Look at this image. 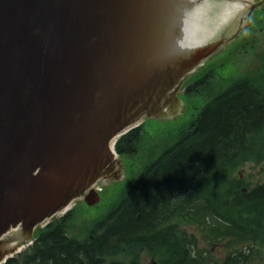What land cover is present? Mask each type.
<instances>
[{"label":"water","instance_id":"1","mask_svg":"<svg viewBox=\"0 0 264 264\" xmlns=\"http://www.w3.org/2000/svg\"><path fill=\"white\" fill-rule=\"evenodd\" d=\"M207 3L194 26L200 0H0V262L105 167L123 174L117 138L183 114L190 73L264 0Z\"/></svg>","mask_w":264,"mask_h":264},{"label":"trees","instance_id":"2","mask_svg":"<svg viewBox=\"0 0 264 264\" xmlns=\"http://www.w3.org/2000/svg\"><path fill=\"white\" fill-rule=\"evenodd\" d=\"M249 85L255 86V83L236 81L218 92L216 100L191 123L189 131H184L144 171L140 188L136 191L132 187L117 207L94 225L88 236L79 239L67 235L66 218L61 217L38 228L29 248L20 257H12L4 264H93L97 252L116 253L127 246L128 253L132 254L138 252L139 248L132 247L135 243L138 245V241H154L144 239L138 227L153 219L150 216L159 209L164 197L171 198L182 188L193 190L201 175L213 172L215 166L235 167L246 159L261 161L264 157V95ZM138 130L136 128L118 140V152L133 153L140 135ZM187 195L185 189L181 191V196ZM190 201L197 202V199ZM140 202L143 204L141 209ZM148 209H152L150 216L146 213ZM138 213H141L139 217ZM205 225L211 233L210 241L216 226L207 221ZM249 235L243 234L238 240H246ZM173 236L174 239L169 241L175 246L182 245L177 243L182 232L175 229ZM187 244L192 246L193 242ZM191 253V250L187 253L191 264H208L206 257L197 259ZM120 260L142 264L137 253L128 261Z\"/></svg>","mask_w":264,"mask_h":264},{"label":"rangeland","instance_id":"3","mask_svg":"<svg viewBox=\"0 0 264 264\" xmlns=\"http://www.w3.org/2000/svg\"><path fill=\"white\" fill-rule=\"evenodd\" d=\"M256 15H262L263 20L262 22L252 25L253 30L257 34V42L255 46H251L253 48L252 51L251 48L249 49L251 52L245 51V46L248 44L247 39L240 43L242 58L240 60L238 73L234 72L237 69L233 63L234 52H231L233 45L230 47V44L234 43L237 37L242 39L243 35L248 33L249 28H245L224 47L225 50L227 49L226 52L221 53L222 51L220 50L212 56L213 58L215 55L221 53L215 56L206 68V71L210 70L212 86L218 91L229 86L237 77L239 78L246 75L258 80L259 82L257 83L264 85V4L257 9ZM242 43H245V45L242 46ZM202 90L203 89L199 87L197 92L185 90L180 94V98L186 104V111L180 114L174 121H144L140 132L141 135L137 143V151L133 153L124 152L120 156L123 158V165L126 166L122 179L118 183H113L110 188L103 187L99 192L100 200L97 203L89 204L86 199L83 198L84 200L72 207L71 215L66 218L67 235L79 239L88 236L94 225L116 208V205L122 198V192L126 191L130 182L136 178V175L140 173L141 169L156 159L172 141L174 142L180 131L190 123L194 116L206 104L207 94L201 93ZM260 159L261 161L246 159L240 165L235 167L226 166L223 170L232 173L242 171V173L249 179H252L254 183H263L264 157ZM218 189L222 190L223 196L226 195L225 184L221 185ZM193 192L197 193V190L195 189ZM251 194H253V192ZM252 214L253 213L248 215V212L242 211L239 221L245 224L254 223L260 232L264 234L262 225L264 213ZM176 217L184 219L182 215H177ZM227 225L229 227L231 226L230 223ZM170 228L173 230L184 228L187 231L186 236L188 235L189 238L183 239V241L186 243L193 242L194 245L191 246L192 248H195L196 243H198V240L194 241V237L201 238L204 241L202 242L204 245L210 242L207 239L206 232L200 231L194 226L193 222H189L188 225L175 223L170 225ZM227 242H229V240H227ZM132 247L136 249L139 248L138 252L135 253H137L142 264H149L153 257L159 264H163L164 256L168 249L172 248L169 243L157 241H147L146 243L138 245L135 243ZM233 249L234 245L232 243L221 249L215 246L212 249L211 256L212 258H218L226 252H232ZM257 252L258 255L256 258L259 259L258 264H264V261H262L264 257V247H259ZM135 253L129 254L127 246H124L115 253V256L119 259L128 260ZM156 260L155 263H157Z\"/></svg>","mask_w":264,"mask_h":264},{"label":"flooded vegetation","instance_id":"4","mask_svg":"<svg viewBox=\"0 0 264 264\" xmlns=\"http://www.w3.org/2000/svg\"><path fill=\"white\" fill-rule=\"evenodd\" d=\"M255 11L250 13L248 11L245 19L244 26L249 28L247 34L243 35L240 39V43L247 39L248 42H251L252 45H255L257 42V34L253 30L252 25L256 24L255 18L261 20L262 16L256 17L254 14ZM245 16H241L240 21ZM232 24V22L230 23ZM232 29L231 26L228 27V30ZM229 33V31H228ZM233 33L230 34L227 38L225 34L220 36L219 39H225L224 42L228 40L231 41L233 38ZM224 46L220 49H224ZM245 43H242L244 46ZM218 50V51H220ZM215 53L209 54L208 59L212 57ZM207 57V56H206ZM205 59V58H204ZM203 59V61H204ZM205 63L199 64V66H204ZM198 66V67H199ZM199 69V71L203 68ZM189 75V77H193ZM209 80V75L203 74L199 77L198 81H203L207 83ZM123 165V163L121 162ZM225 167L215 166V170L210 172L208 175L205 173L201 175L200 179L196 183V187L189 191V188H182L188 192L187 196H181V191H176L175 194L171 197H164L162 204L159 206L156 212L150 216V211H146L147 216H150L151 220L145 221L140 227H138V232L144 239L152 240H161L164 235L167 236L169 240H173L174 230L170 228V225L175 223H183L188 225L189 222H193L200 231H205L207 234V239L210 236L208 231V226L205 225L206 221L213 223L216 226V233L213 236V239L205 245L201 238L194 237V241L198 240V243L195 245V250L200 255V258L206 257L208 264H258L259 259H257V249L259 247H264V234L260 232L257 226L254 223L245 224L239 221V217L242 211L248 212V215L253 213H264V182L263 183H254L252 179H249L241 172H227L224 171ZM109 168H105L104 171H108ZM123 166L121 168H115L112 172H109L105 175V178L116 179L122 177ZM144 171L138 173L136 178L130 182V187H134L137 191L141 182L144 180L145 176H142ZM233 175V176H232ZM232 176V177H230ZM104 177V176H103ZM225 184L226 195L223 196L221 185ZM244 184V185H243ZM197 190V193L193 192ZM253 192V194H251ZM197 199V202H191L190 199ZM143 204L139 203V209H141ZM193 210V212H191ZM141 213H138V217ZM177 215H182L184 219H179ZM231 224L227 228V224ZM235 224V226L232 225ZM251 225V227H250ZM262 225L264 229V219L262 220ZM202 226L203 229L201 228ZM229 230V231H228ZM22 233V231H18ZM182 236L178 240L188 239L189 236H186V230L181 228ZM203 234V233H202ZM243 234H250L248 239L239 241L238 237ZM186 236V237H185ZM229 240V242H227ZM184 242V241H183ZM230 243L234 245L232 252H226L221 257L212 258V249L217 246L220 249L227 247ZM194 245V243H193ZM240 256V259H236L237 256ZM155 258L153 257L149 264H159L158 261L155 263ZM264 261V257L262 259Z\"/></svg>","mask_w":264,"mask_h":264},{"label":"bare ground","instance_id":"5","mask_svg":"<svg viewBox=\"0 0 264 264\" xmlns=\"http://www.w3.org/2000/svg\"><path fill=\"white\" fill-rule=\"evenodd\" d=\"M257 16L260 17L262 15H256V17ZM254 20H255L256 24L263 21L262 19L259 20L257 18H255ZM232 45H233V48L231 49V52H234V60H233V63L236 66V69H237L234 72L238 73L239 72L238 69L240 67V62H241L240 60L242 58L239 37H237L235 39L234 43H231L230 44V47ZM251 46L253 47L255 45H252L251 42H248V44H246V46H245V51L251 52L253 50V48ZM250 48H251V51L249 50ZM226 50L225 49L222 50L221 53L226 52ZM221 53H219V54H221ZM219 54H217V55H219ZM217 55H215V56H217ZM215 56L213 58L210 57L209 59H206L203 62V63H205L204 66H202V67L199 66L196 70H194L193 72L190 73V75H193L194 74V76L190 78L193 83L190 84L185 90H187V91H196L197 92V90L199 89V87H201V89H203L201 93H206L207 94V102L202 107V109L194 116V118L190 121V123L180 131V133L176 137L175 141L179 137H181L185 132L189 131L190 127H192V126H190L191 123L193 121H195V119L198 117V115H200V113H202L206 109L207 105L211 104L214 100H216V94L218 92H220V91L228 88L232 84L231 83L229 86H227L226 88H223V89H221L219 91L212 86V80L210 79V70H207L206 71V68L210 64V62L215 58ZM200 67L203 68V69H201L199 71ZM203 74L209 75V80H208L207 83H204L203 81H198L199 77H201V75H203ZM241 80H243V81L250 80V81L254 82L255 83V86H253V85L252 86L249 85V86L250 87L257 88L258 91L264 95V85L257 83V82H259L258 80H255L254 78L246 75V76H241L239 78L237 77L234 82L241 81ZM143 123H144V121H142L139 125H135L134 127H132V129L130 131H132V130H134L136 128H139L138 132L140 133L141 130H142ZM130 131H128L125 134L121 135L116 140V143H115V152H116V155L119 156V157L121 156L122 153H120V152L117 151V148H116L117 142H118V140L121 137H123L124 135H126ZM140 135H139V137H140ZM139 137L135 141V143H136V149L134 151H132V152L137 151V143L139 141ZM174 142L172 141L171 144L174 143ZM232 225L235 226L234 223H232ZM34 236L36 237L35 230H34ZM35 237L32 238L30 241L25 242L24 244H22L20 247H18L17 249H15L11 254H9L10 253V251H9L6 254V258L3 259V260H1L0 264L6 263L12 257H20L21 254H23V252L25 250H27L29 248V246L34 242ZM160 242H166V243H169L170 246H172V248H169L168 251H167V253H166V255L164 256V258H163V264H191L190 261H189V254H187L189 252V250H191V252H192L191 254H192V256L194 258L200 259V255L195 250V248H192L191 246H189L186 242H183L182 240H177L178 245H180L181 243H182V245L175 246V243H173V241H169V239L167 238V236L164 235L162 237V239H161ZM138 244H142V243L138 241ZM95 258H96V260L93 262V264H140V263H136V262H131V263L124 262V261L120 260L119 258H117L115 256V253L110 252V251H107V250H103V251L97 252ZM126 261H128V260H126Z\"/></svg>","mask_w":264,"mask_h":264}]
</instances>
